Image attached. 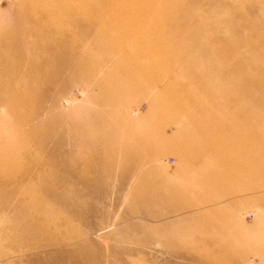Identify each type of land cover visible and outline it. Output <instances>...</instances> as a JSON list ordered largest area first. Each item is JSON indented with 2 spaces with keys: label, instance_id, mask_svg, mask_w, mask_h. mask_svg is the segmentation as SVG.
<instances>
[{
  "label": "rangeland",
  "instance_id": "rangeland-1",
  "mask_svg": "<svg viewBox=\"0 0 264 264\" xmlns=\"http://www.w3.org/2000/svg\"><path fill=\"white\" fill-rule=\"evenodd\" d=\"M0 264H264V0H0Z\"/></svg>",
  "mask_w": 264,
  "mask_h": 264
}]
</instances>
